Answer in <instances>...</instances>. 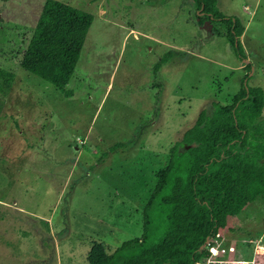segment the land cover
<instances>
[{
    "label": "rangeland",
    "instance_id": "1",
    "mask_svg": "<svg viewBox=\"0 0 264 264\" xmlns=\"http://www.w3.org/2000/svg\"><path fill=\"white\" fill-rule=\"evenodd\" d=\"M58 1L93 15L69 96L19 66L43 0H0V264H88L92 243L110 253L138 237L199 111L229 105L245 74L264 93V0H215L243 25L241 61L193 0ZM219 233L239 264H264V194Z\"/></svg>",
    "mask_w": 264,
    "mask_h": 264
},
{
    "label": "trees",
    "instance_id": "2",
    "mask_svg": "<svg viewBox=\"0 0 264 264\" xmlns=\"http://www.w3.org/2000/svg\"><path fill=\"white\" fill-rule=\"evenodd\" d=\"M197 18L225 24L223 36L234 56L245 59L239 37L240 19L222 14L215 0H193ZM93 15L58 0H43L21 52L19 66L52 85L64 88L78 60ZM166 62L161 56L156 72ZM242 78L229 105L211 102V113L201 109L194 123L169 147L166 165L141 212V233L106 253L92 243L88 264H194L202 258L199 247L220 231L228 216L264 194V117L261 87ZM251 138V141L249 139ZM117 142L110 148L122 147Z\"/></svg>",
    "mask_w": 264,
    "mask_h": 264
},
{
    "label": "built area",
    "instance_id": "3",
    "mask_svg": "<svg viewBox=\"0 0 264 264\" xmlns=\"http://www.w3.org/2000/svg\"><path fill=\"white\" fill-rule=\"evenodd\" d=\"M219 231L205 238L199 247L202 252V258L195 261L194 264H239L243 260L234 257V246L227 242H222ZM231 253V254H230ZM230 254V256H229Z\"/></svg>",
    "mask_w": 264,
    "mask_h": 264
}]
</instances>
